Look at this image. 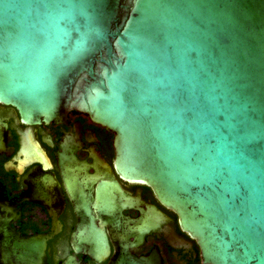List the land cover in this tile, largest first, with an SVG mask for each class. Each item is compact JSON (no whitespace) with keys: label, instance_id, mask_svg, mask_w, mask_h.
<instances>
[{"label":"water","instance_id":"1","mask_svg":"<svg viewBox=\"0 0 264 264\" xmlns=\"http://www.w3.org/2000/svg\"><path fill=\"white\" fill-rule=\"evenodd\" d=\"M0 103L24 125L85 115L113 135L118 176L176 215L201 264H264V0H0ZM77 198L62 264L104 262L105 227L120 244L109 264H159L128 251L156 230L154 207L132 220L105 193L96 212ZM47 239L0 215V264H48Z\"/></svg>","mask_w":264,"mask_h":264},{"label":"flooded vegetation","instance_id":"2","mask_svg":"<svg viewBox=\"0 0 264 264\" xmlns=\"http://www.w3.org/2000/svg\"><path fill=\"white\" fill-rule=\"evenodd\" d=\"M0 121L6 124L2 136L9 152L0 153V209L4 210L0 215L20 236L48 237V264H62L73 255L71 235L79 221L75 212L79 190L90 194L93 212L105 193L124 218L140 219L151 207L160 213L156 230L139 245L128 247L134 257L154 252L159 264H201L196 243L180 231L176 215L161 206L148 187L124 181L115 172L113 135L104 128L75 111L68 112L64 123L24 125L15 109L2 103ZM94 157L108 169L95 162ZM79 164L87 166L86 173L77 169ZM109 185H115L116 193ZM45 199L47 207L42 204ZM56 222L60 229L55 233ZM104 230L110 247L108 258L94 263L86 256L76 255L79 261L109 264L120 251L109 228ZM128 242L134 243V238Z\"/></svg>","mask_w":264,"mask_h":264}]
</instances>
